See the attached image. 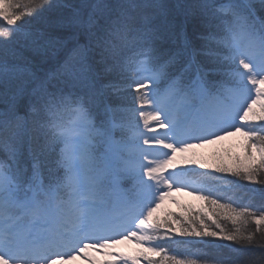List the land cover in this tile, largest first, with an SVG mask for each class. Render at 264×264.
Instances as JSON below:
<instances>
[{
    "label": "snow or ice",
    "instance_id": "obj_1",
    "mask_svg": "<svg viewBox=\"0 0 264 264\" xmlns=\"http://www.w3.org/2000/svg\"><path fill=\"white\" fill-rule=\"evenodd\" d=\"M0 21V264H264V0H0ZM236 134L232 164L195 151Z\"/></svg>",
    "mask_w": 264,
    "mask_h": 264
},
{
    "label": "rangeland",
    "instance_id": "obj_2",
    "mask_svg": "<svg viewBox=\"0 0 264 264\" xmlns=\"http://www.w3.org/2000/svg\"><path fill=\"white\" fill-rule=\"evenodd\" d=\"M239 138L238 134L236 135H233V136H229V137H226L224 140L225 141H229V140H233V141H236L237 139ZM216 144H213L211 146L214 147ZM174 198L176 200L180 199V200H189V199H192L193 197L196 196V194H191V189H188V190H185L183 192H174L173 194ZM169 202V206L171 208L175 207L176 206V203H173L171 200L168 201ZM138 248V245L136 244L135 241H127V242H124L118 246H116V248L114 249V251L118 252V253H123V254H126V255H133L134 253H136V250ZM94 256H96V258L99 260V261H105L107 259H109V257H105L103 255H100L99 253H93ZM142 262V260H141ZM140 262V264H141ZM75 264H84V261L82 260H78L75 262Z\"/></svg>",
    "mask_w": 264,
    "mask_h": 264
},
{
    "label": "trees",
    "instance_id": "obj_3",
    "mask_svg": "<svg viewBox=\"0 0 264 264\" xmlns=\"http://www.w3.org/2000/svg\"><path fill=\"white\" fill-rule=\"evenodd\" d=\"M0 25H4V22L0 21ZM257 199H259V198H257ZM258 203L260 204L261 201L259 200Z\"/></svg>",
    "mask_w": 264,
    "mask_h": 264
}]
</instances>
